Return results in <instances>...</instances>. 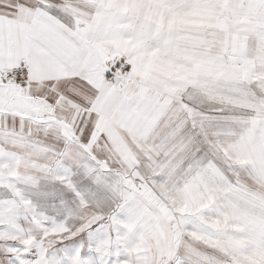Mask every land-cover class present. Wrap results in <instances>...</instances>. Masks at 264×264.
<instances>
[{
    "label": "snow or ice",
    "instance_id": "snow-or-ice-1",
    "mask_svg": "<svg viewBox=\"0 0 264 264\" xmlns=\"http://www.w3.org/2000/svg\"><path fill=\"white\" fill-rule=\"evenodd\" d=\"M0 264H264V0H0Z\"/></svg>",
    "mask_w": 264,
    "mask_h": 264
}]
</instances>
